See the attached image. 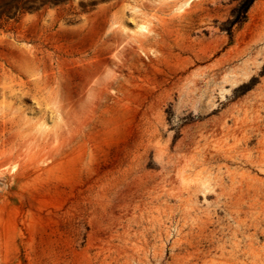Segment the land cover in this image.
<instances>
[{
	"label": "rangeland",
	"instance_id": "374dc122",
	"mask_svg": "<svg viewBox=\"0 0 264 264\" xmlns=\"http://www.w3.org/2000/svg\"><path fill=\"white\" fill-rule=\"evenodd\" d=\"M39 6L0 19V264H264V0Z\"/></svg>",
	"mask_w": 264,
	"mask_h": 264
},
{
	"label": "trees",
	"instance_id": "16d2710c",
	"mask_svg": "<svg viewBox=\"0 0 264 264\" xmlns=\"http://www.w3.org/2000/svg\"><path fill=\"white\" fill-rule=\"evenodd\" d=\"M67 0H27L24 4H29L28 7H22L19 5V1L15 0H1L0 1V19L4 16L11 17V15H16L13 13V10L20 11L21 9L25 10H36L39 7H43L47 4H61Z\"/></svg>",
	"mask_w": 264,
	"mask_h": 264
}]
</instances>
